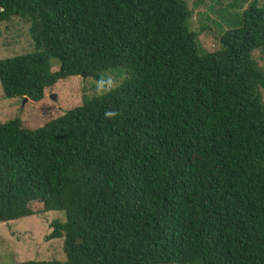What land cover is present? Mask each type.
<instances>
[{
	"label": "trees",
	"instance_id": "1",
	"mask_svg": "<svg viewBox=\"0 0 264 264\" xmlns=\"http://www.w3.org/2000/svg\"><path fill=\"white\" fill-rule=\"evenodd\" d=\"M218 12L208 51L186 0H0L35 46L0 59L5 98L124 71L37 130L0 124V223L63 215L66 260L15 264H264V0Z\"/></svg>",
	"mask_w": 264,
	"mask_h": 264
},
{
	"label": "rangeland",
	"instance_id": "2",
	"mask_svg": "<svg viewBox=\"0 0 264 264\" xmlns=\"http://www.w3.org/2000/svg\"><path fill=\"white\" fill-rule=\"evenodd\" d=\"M186 1L190 9L194 7L192 29L199 33L203 48L208 51L215 50L218 47V40L213 34L226 31L230 26L221 24L224 20L221 19L218 11L225 9L231 0H201L197 6L196 0ZM216 21L218 23L214 24ZM34 49L30 24L26 20L13 18L0 24V59L23 55ZM254 55L264 67V54L259 50ZM52 64L54 66L52 71L60 68L57 59H53ZM117 74L120 80L124 78V71L119 69L105 73V76ZM115 76L112 78L116 82ZM89 79L85 83L82 78L62 83L58 87L59 93L49 92L47 98L38 103L30 99L5 98L0 83V124L20 119L25 122L28 129L37 130L43 127L48 121L61 115L64 110L79 105L84 93L89 95L96 93V82L94 78ZM73 88H76V91ZM53 95L55 99L52 98ZM60 217L63 215L49 213L0 223V264H15L35 259L65 261L64 239H47L52 232V220Z\"/></svg>",
	"mask_w": 264,
	"mask_h": 264
},
{
	"label": "clouds",
	"instance_id": "3",
	"mask_svg": "<svg viewBox=\"0 0 264 264\" xmlns=\"http://www.w3.org/2000/svg\"><path fill=\"white\" fill-rule=\"evenodd\" d=\"M116 82L113 80L111 76H101L96 81V95L97 97L104 96L111 92L116 87ZM106 118H115L119 115L117 111H106L105 112Z\"/></svg>",
	"mask_w": 264,
	"mask_h": 264
},
{
	"label": "water",
	"instance_id": "4",
	"mask_svg": "<svg viewBox=\"0 0 264 264\" xmlns=\"http://www.w3.org/2000/svg\"><path fill=\"white\" fill-rule=\"evenodd\" d=\"M83 77H86V74H83ZM52 98L55 99V96L53 95Z\"/></svg>",
	"mask_w": 264,
	"mask_h": 264
}]
</instances>
